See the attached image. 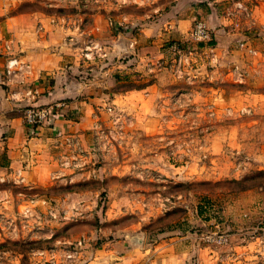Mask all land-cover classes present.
<instances>
[{
  "label": "rangeland",
  "instance_id": "obj_1",
  "mask_svg": "<svg viewBox=\"0 0 264 264\" xmlns=\"http://www.w3.org/2000/svg\"><path fill=\"white\" fill-rule=\"evenodd\" d=\"M12 58L95 99L3 174L0 264H264V0H0Z\"/></svg>",
  "mask_w": 264,
  "mask_h": 264
},
{
  "label": "crops",
  "instance_id": "obj_2",
  "mask_svg": "<svg viewBox=\"0 0 264 264\" xmlns=\"http://www.w3.org/2000/svg\"><path fill=\"white\" fill-rule=\"evenodd\" d=\"M48 73H38L35 78L25 75L9 78L0 65V180L5 179L3 174L15 175L17 171L22 172L30 163L37 161L34 156H38V153L33 149L36 140L54 141L60 139L59 134L72 133L92 124L91 107L95 96L78 98L77 95L83 90L77 91V87L71 83L63 85V79L58 73L53 76ZM47 75L54 79L50 94L45 93ZM58 102L63 105V112L50 123L39 126L36 134L29 133L23 120V108L29 104ZM78 102L86 103L87 106H81L79 120H75L73 108L78 106Z\"/></svg>",
  "mask_w": 264,
  "mask_h": 264
},
{
  "label": "built area",
  "instance_id": "obj_3",
  "mask_svg": "<svg viewBox=\"0 0 264 264\" xmlns=\"http://www.w3.org/2000/svg\"><path fill=\"white\" fill-rule=\"evenodd\" d=\"M207 33V30L204 29L201 22H197L191 31L192 35L200 37H207ZM18 63V60L15 58L9 59L4 65V72L8 75L15 73L19 66ZM54 106L58 107L60 104L51 103L46 106L41 104H29L24 107L23 120L27 126V131L29 133H35L39 129V126L50 123L57 116V114L52 111Z\"/></svg>",
  "mask_w": 264,
  "mask_h": 264
}]
</instances>
